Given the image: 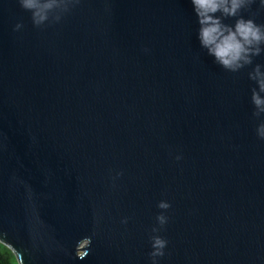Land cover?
<instances>
[{"label": "water", "instance_id": "obj_1", "mask_svg": "<svg viewBox=\"0 0 264 264\" xmlns=\"http://www.w3.org/2000/svg\"><path fill=\"white\" fill-rule=\"evenodd\" d=\"M245 16L264 24L259 0ZM198 27L191 0H74L39 27L0 0V241L19 264H151L161 211L158 264H264L252 66L221 67Z\"/></svg>", "mask_w": 264, "mask_h": 264}, {"label": "clouds", "instance_id": "obj_2", "mask_svg": "<svg viewBox=\"0 0 264 264\" xmlns=\"http://www.w3.org/2000/svg\"><path fill=\"white\" fill-rule=\"evenodd\" d=\"M74 0H18L20 6L31 13L32 23L39 27L45 22H55L70 10ZM256 0H191L193 10L199 25L197 38L200 46L207 50V54L214 57V61L224 69L238 72L246 66H252L248 77L254 82L251 88L252 115L260 118L264 114V65L254 63V58L264 52V24H258L253 18L246 17L245 12ZM264 7V0H259ZM232 20V23L225 22ZM23 27L17 22L16 29ZM256 135L264 140V120L256 126ZM176 159H180L179 156ZM122 175V173H117ZM157 207L167 210L170 203L161 200ZM168 217L165 211L156 216V225L150 236L151 264H158V258L163 257L167 241L158 235L166 225ZM126 222V219L125 221Z\"/></svg>", "mask_w": 264, "mask_h": 264}, {"label": "trees", "instance_id": "obj_3", "mask_svg": "<svg viewBox=\"0 0 264 264\" xmlns=\"http://www.w3.org/2000/svg\"><path fill=\"white\" fill-rule=\"evenodd\" d=\"M0 264H19L14 251L0 241Z\"/></svg>", "mask_w": 264, "mask_h": 264}]
</instances>
